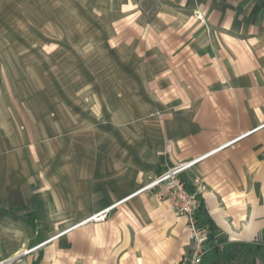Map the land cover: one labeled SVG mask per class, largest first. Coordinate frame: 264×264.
<instances>
[{
    "label": "crops",
    "instance_id": "1",
    "mask_svg": "<svg viewBox=\"0 0 264 264\" xmlns=\"http://www.w3.org/2000/svg\"><path fill=\"white\" fill-rule=\"evenodd\" d=\"M87 5L126 57L120 66L148 70L146 138L137 125L98 151L0 141V260L32 244L26 259L39 249L38 264H184L186 219L163 188L137 190L194 160L181 178L203 185L213 230L203 264H264V0ZM32 203L29 225L21 215ZM109 206L107 220L79 223Z\"/></svg>",
    "mask_w": 264,
    "mask_h": 264
},
{
    "label": "rangeland",
    "instance_id": "2",
    "mask_svg": "<svg viewBox=\"0 0 264 264\" xmlns=\"http://www.w3.org/2000/svg\"><path fill=\"white\" fill-rule=\"evenodd\" d=\"M89 2L0 0L1 142L74 141L79 149L86 141L98 151L101 141L130 140L137 125L146 138L148 70L120 66L126 57ZM27 221L34 224L35 212ZM36 247L19 246L11 264H35L39 249L26 258Z\"/></svg>",
    "mask_w": 264,
    "mask_h": 264
},
{
    "label": "built area",
    "instance_id": "3",
    "mask_svg": "<svg viewBox=\"0 0 264 264\" xmlns=\"http://www.w3.org/2000/svg\"><path fill=\"white\" fill-rule=\"evenodd\" d=\"M196 17L202 20V14L197 13ZM194 160L180 162L166 167L158 176L151 178L137 192L152 189L156 186L165 191L171 210L186 219L187 227L190 231L189 250L183 256L184 264H203L204 256L207 250V243L212 238V227L208 222L197 218L199 212V189L203 188L199 180L195 179L198 188L188 190L181 174L192 165ZM112 206L105 207L99 211L93 212L87 216L81 223H99L107 220ZM7 258L0 260V264H11L14 260Z\"/></svg>",
    "mask_w": 264,
    "mask_h": 264
},
{
    "label": "trees",
    "instance_id": "4",
    "mask_svg": "<svg viewBox=\"0 0 264 264\" xmlns=\"http://www.w3.org/2000/svg\"><path fill=\"white\" fill-rule=\"evenodd\" d=\"M185 186L188 190H190V191L193 190V188L189 184H187L186 182H185ZM34 211H35V205H34V203H32L31 206L29 207V209H27V211L23 212L21 216L27 220V214L34 212ZM197 218L205 220L212 227L211 220L207 214V211H206V208L204 205V201H203V198L201 197V195H199V212L197 214ZM38 256L39 257H37L36 264H38V261H39L41 255L39 254Z\"/></svg>",
    "mask_w": 264,
    "mask_h": 264
}]
</instances>
